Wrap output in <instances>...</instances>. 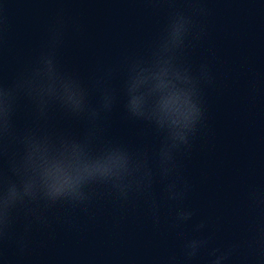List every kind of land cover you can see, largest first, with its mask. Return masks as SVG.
Here are the masks:
<instances>
[{"label": "water", "instance_id": "95a60500", "mask_svg": "<svg viewBox=\"0 0 264 264\" xmlns=\"http://www.w3.org/2000/svg\"><path fill=\"white\" fill-rule=\"evenodd\" d=\"M0 264H264V0H0Z\"/></svg>", "mask_w": 264, "mask_h": 264}]
</instances>
